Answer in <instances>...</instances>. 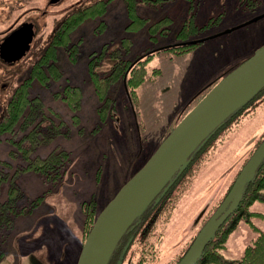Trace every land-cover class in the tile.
<instances>
[{
  "label": "rangeland",
  "instance_id": "rangeland-1",
  "mask_svg": "<svg viewBox=\"0 0 264 264\" xmlns=\"http://www.w3.org/2000/svg\"><path fill=\"white\" fill-rule=\"evenodd\" d=\"M75 1L0 0V30L13 17L36 22L31 50L16 62L0 60V75L10 74L9 88L0 93V117L6 111L9 92L29 75L64 9ZM92 1L79 0L80 6ZM129 1L109 0L102 12L70 32L69 44H78L76 61L63 48L56 60L61 76L46 84L32 80L28 96L40 100L29 101V116L21 115L12 130L0 135V201L7 197L12 178L22 190L17 205L42 195L28 211L13 216L4 234L0 264H76L91 228L85 230L84 207L91 206L96 217L223 73L264 43V16L243 25L264 12V0H157L153 7L150 2H138L135 12L146 18L138 24L129 11ZM160 18L165 20L150 27ZM122 36L131 41L121 56L130 59L173 43L205 39L181 53L170 49L154 53L146 62V74L135 96H129L119 80L109 88L111 108L100 112L88 59L104 43L109 49L118 44ZM112 61L106 55L95 69L102 73ZM156 67L160 72L153 73ZM69 84L81 92L75 107L62 97ZM36 124H41L38 129L44 133L37 135L46 139L24 154L20 136ZM263 134L264 90L216 130L169 190L166 211L156 218L144 244L134 243L122 264H175L224 199ZM55 149L67 150L69 160L54 182L32 170L17 169L35 155ZM247 210L264 214V201L252 200ZM263 227L259 216L250 215L249 220L238 216L218 251L226 258L239 257Z\"/></svg>",
  "mask_w": 264,
  "mask_h": 264
},
{
  "label": "water",
  "instance_id": "water-1",
  "mask_svg": "<svg viewBox=\"0 0 264 264\" xmlns=\"http://www.w3.org/2000/svg\"><path fill=\"white\" fill-rule=\"evenodd\" d=\"M255 19L257 17L244 23ZM33 33L31 22L22 23L2 41L0 55L7 61L20 58L28 48ZM263 87L264 43L224 73L206 91L98 212L76 264H106L123 233L173 184L199 147ZM263 159L264 137L238 171L224 199L196 233L191 246L176 264H194L199 259L207 241L234 211L242 198L245 184L254 178Z\"/></svg>",
  "mask_w": 264,
  "mask_h": 264
},
{
  "label": "trees",
  "instance_id": "trees-1",
  "mask_svg": "<svg viewBox=\"0 0 264 264\" xmlns=\"http://www.w3.org/2000/svg\"><path fill=\"white\" fill-rule=\"evenodd\" d=\"M102 1V2H100ZM109 0H94L88 4L83 5L78 11H71L66 15L61 23L56 26L55 30L49 36L48 42L44 45L41 53L38 54V57L33 61L29 75L23 78V80L17 84L15 91L7 102V108L5 113L0 119V135L6 131L12 130V128L19 122V117L21 115L29 116L30 112H27L26 106L29 101L40 100L37 96L33 98L29 97L28 86L31 84V81L36 79L42 84L48 83L50 79H57L61 76L62 70L59 65L56 63L59 53L63 50H69V57L72 62L76 61L77 54L79 52L78 44L72 42L69 44L70 32L80 24L84 19L94 16L97 13H100L104 10L106 3ZM150 2L157 0H130L128 7L130 13L133 15L136 23H142L146 18L138 15L135 12V7L137 2ZM165 18H168L165 16ZM164 18H160L151 24L150 27L160 23ZM134 28L138 26H133ZM198 27V26H197ZM202 27V26H201ZM130 37L122 36L120 37L119 43L110 49L104 43L100 50L94 51L91 57L88 59V72L89 78L93 82L94 91L97 97L100 99V105L98 109L100 112L111 108L108 105H111V94L110 86L113 83L121 80L123 85H125L126 91L129 96H135L137 86L143 81L146 74V62L151 58L154 53L158 52L160 49H170L175 53H181L191 48L195 43L188 42H179L173 43L170 45L163 46L162 48H156L148 50L145 53L139 54L133 59L124 58L121 56L122 51L128 50ZM192 41V40H191ZM109 56L113 61L110 67L104 70L102 73H99L95 68L100 63V60L104 56ZM228 71V70H227ZM225 71L224 73H226ZM153 73L160 72L159 68H153ZM223 73V74H224ZM264 90V87L261 88L254 97L249 99L245 104L250 100L257 97L259 93ZM81 92L77 85H66L62 97L67 99L69 104L73 107L77 106L78 99H80ZM134 99V98H133ZM244 104V105H245ZM109 107V108H106ZM24 123L28 124L27 121ZM49 124V123H48ZM46 124V125H48ZM59 125V123H58ZM32 125L27 132L23 133L20 137L19 146L23 150V153L26 154L28 151L33 149V146L42 140H45L42 136H38L37 133L43 131L38 128H42L41 124ZM49 126V125H48ZM50 128V126H49ZM220 128V127H219ZM218 128V129H219ZM216 129V130H218ZM216 130L209 136V138L199 147V149L192 155L188 165L181 171V173L175 178L173 184L153 203L155 205H163L162 200H167L169 195V190L173 185L178 181V179L184 174L185 170L188 169V166L197 158V155L204 149L209 139L215 134ZM46 134V133H45ZM264 136V134L262 135ZM261 136V137H262ZM23 140H27L24 142ZM260 142L257 141L256 145L253 147V150ZM252 150V151H253ZM252 153V152H251ZM69 160V152L64 149H55L50 151L44 156H34L24 164L22 167L17 169L32 170L38 174L41 178H47L54 182L62 173L63 168L67 161ZM247 160V158H246ZM243 161V164L245 161ZM242 164V165H243ZM19 171L17 170L16 173ZM16 175V174H15ZM5 176V175H4ZM264 188V159L256 170L255 176L252 180L247 182L243 189V195L241 200L236 205L232 214L228 219L222 223L217 230L215 231L214 236L209 239L204 247L202 255L199 257L198 261L194 264H264V227L260 229L257 234L251 239L249 243L244 247L241 255L237 258H226L219 251L218 248L223 242L226 234L234 227L236 219L238 216L242 215L245 219L249 220L250 215L259 216L264 220V214L258 212H252L247 210V205L254 199H260L264 201V193L261 190ZM7 197L0 201V258L3 255V238L6 230L11 226L13 221V216L16 214L26 212L29 208L36 204L39 198L42 195L37 196L36 198L31 199L28 204L17 205L16 198L22 194V190L19 184L15 181L14 178L8 184ZM160 201V202H159ZM91 204V203H87ZM151 204V205H153ZM149 205V206H151ZM149 206L143 211V213L149 208ZM93 208L84 207L85 212V230H88L94 219L95 214H93ZM143 213L141 215H143ZM140 215V217H141ZM157 218V215L152 216L151 222H154ZM138 221V220H137ZM136 222V221H135Z\"/></svg>",
  "mask_w": 264,
  "mask_h": 264
},
{
  "label": "flooded vegetation",
  "instance_id": "flooded-vegetation-1",
  "mask_svg": "<svg viewBox=\"0 0 264 264\" xmlns=\"http://www.w3.org/2000/svg\"><path fill=\"white\" fill-rule=\"evenodd\" d=\"M59 1L60 0H55L53 2L54 3H58ZM139 3H140V5H144V2L143 1H141ZM155 3H156V1H153V3L151 4L152 5L151 7H153L155 5ZM81 7H83V6H80L79 0L75 1L72 4L70 3L68 5V7H66L64 9L66 11L63 13V16H62V18L60 20L62 21L63 18L66 15H68V13H70L71 11H76V10L78 11ZM61 10H63V9H61ZM12 12H14V7L13 8H9V14H12ZM262 13H264V12H262ZM262 13L257 14V15L253 16L250 19H253V18L257 17V19L252 20V21H256L259 18H261L262 16H264V15H261ZM250 19H248V20H250ZM61 21H58L57 24H56V26H58L61 23ZM25 22H31L32 23L33 30H34L33 37H35V26H36L35 20L33 21V19H31V18H25L23 20L22 19L16 20L13 17V19L8 23L7 27L4 30H0V44L5 39L6 36H8L17 27H19L22 23H25ZM248 23H250V22H248ZM244 24H247V23H244ZM56 26L54 27V29L52 31L55 30ZM198 27H201V26H198ZM33 37H32V40H33ZM32 40L30 41L28 48L25 50L24 54L20 58H18L16 60H12V61H7L6 59H4L0 55V60H2L4 62H16L17 60H20L27 53V51H30L31 50ZM9 85H10V74H4L2 76L0 75V93L3 92L4 90L8 89L9 88ZM14 91H15V88L13 89L12 92H9L8 95H10V93H11V95H10L8 101L12 97ZM1 117H0V119H1ZM163 202H164V204L163 205L160 204V206L159 205H155L156 203L153 204V205H151V206H149V208L143 213V215H141V217L139 218V220L136 221V222H134L133 224H131V226H129V228L120 237L117 245L115 246V248L111 252V254H110V256H109L106 264H122L123 263V260H124V258L126 256V254H127V252L130 250V248L133 246L134 243H137V244L140 243L141 246L144 244V242L146 241V239H147V237H148V235H149V233H150V231H151V229H152V227H153V225L155 223V221L154 222H151L152 216L154 214H156L157 217H159V216L162 215V213H164L166 211L165 206L167 205V203L169 202V200L168 201L162 200L161 203H163ZM228 217L225 219V221L228 219ZM199 229H198V231H199ZM192 242H193V239L191 240V242L189 243V245L185 249V251L178 258V260L175 262V264L181 259V257L185 254V252L189 249V247L191 246ZM203 250H204V248H203ZM203 250H202V252H203ZM201 255H202V253H201Z\"/></svg>",
  "mask_w": 264,
  "mask_h": 264
}]
</instances>
